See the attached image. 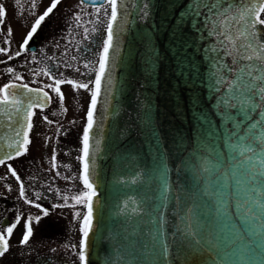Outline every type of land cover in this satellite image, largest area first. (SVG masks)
Returning a JSON list of instances; mask_svg holds the SVG:
<instances>
[{"label":"water","instance_id":"obj_1","mask_svg":"<svg viewBox=\"0 0 264 264\" xmlns=\"http://www.w3.org/2000/svg\"><path fill=\"white\" fill-rule=\"evenodd\" d=\"M258 3L117 0L89 131L83 264H264V174L251 171L264 157V106L239 116L220 82L235 55L221 32ZM12 109L0 104V160L24 146L26 123Z\"/></svg>","mask_w":264,"mask_h":264},{"label":"flooded vegetation","instance_id":"obj_2","mask_svg":"<svg viewBox=\"0 0 264 264\" xmlns=\"http://www.w3.org/2000/svg\"><path fill=\"white\" fill-rule=\"evenodd\" d=\"M51 3L52 0H22L17 5L16 0H0L6 11L0 21V48L6 50L0 52V89L9 84H27L31 89L40 90L23 91L22 95L12 98L20 100V104L7 103L15 111L19 106L26 131L19 154L0 160V232L19 218L12 234L5 233L9 248L0 257V264H83L79 254L83 248V217L88 209L86 201L76 203L72 198L89 191L83 184V163L78 157L83 155L82 137L91 108V92L95 91L96 71L90 70L99 68L111 6L107 0L96 5L81 0H60L42 21L27 49H22L35 20ZM260 19L264 20V13ZM17 52L21 54L17 56ZM9 68L13 69L12 73L8 72ZM57 80L63 82L56 83ZM69 80L87 83L88 88L74 89L67 83ZM54 87L60 88L63 102L52 90ZM43 92L51 99L44 98ZM30 103L33 107L28 109ZM29 123L31 128L27 127ZM0 132L8 133L5 118L0 122ZM21 183L24 197L20 196ZM76 213H80L79 218ZM29 218L33 235L27 244H22Z\"/></svg>","mask_w":264,"mask_h":264},{"label":"snow or ice","instance_id":"obj_3","mask_svg":"<svg viewBox=\"0 0 264 264\" xmlns=\"http://www.w3.org/2000/svg\"><path fill=\"white\" fill-rule=\"evenodd\" d=\"M22 0H16V4L20 5ZM83 3L84 0H81ZM60 3V0H52L50 6L46 9L43 15H40L36 20L33 26L31 27L30 31L27 33L23 44L21 45L22 49H27V45L29 41L33 39V35L37 32L40 28L42 21L53 12V10L57 7ZM107 3L111 6V16L110 20L115 21L117 18V0H107ZM219 6V0H217V4L213 5V8H217ZM36 7L35 2L32 3V8ZM225 14L227 13V9L223 10ZM21 12L23 9L21 8ZM264 13V0H259V3L256 6H252L249 4L242 13L237 15L233 19V24L236 25L235 31L228 33V32H221V35L224 38V42L228 45H231V48H226L225 51L229 52L231 55L232 52H235V55L232 56L231 64L225 69L229 73V77H220L221 83H227L229 85L227 92L228 96L226 99L229 101L227 107L235 108L237 114L242 116L243 118H249L252 112L260 109L264 106V31H262L259 26L264 25V20L260 19V15ZM219 14V13H218ZM6 16V11L2 5H0V21ZM245 16L247 18L245 19ZM77 20L80 19L79 16L76 17ZM95 31V28L92 29ZM12 30L9 28L8 34L11 35ZM88 30L85 29V39L88 38ZM259 37V38H258ZM113 41V27L112 23L107 25V37L103 44V51L102 55L99 59V68L96 70L95 68L91 69L90 71H96L94 85L95 91L91 92V110L87 113V126L83 132L82 137V152L83 155L78 157V159L82 160L83 163V184L88 192L78 194L74 196L72 199L76 201V203H81L82 201H86L85 206L88 209L87 215L83 217V235L85 239L88 236L89 229L91 227V217H92V205H91V198L95 195V190L93 188L92 183L89 180V131L93 127V111L96 107L97 103V96L99 95L101 89V82L104 77V74L107 70L108 60H109V50L112 47ZM5 49L0 48V52H5ZM21 53L17 52L16 55L19 56ZM85 68H88V64L84 65ZM78 70V69H77ZM9 73L13 72V69H8ZM19 79V77H15ZM56 83H62L63 81H55ZM67 83L71 84L74 89L79 88H88L87 83L83 82H74V81H67ZM47 87H52V85H48ZM60 98V101L63 102L64 96L61 93L59 87H54L52 89ZM23 91L27 92H38L40 90L31 89L28 87L27 84L23 85H15L9 84L5 85L2 89H0V93H3V96L0 97V104H7V103H14L20 104V100L12 99L13 97L19 96L23 94ZM43 97L46 99H51L48 96L47 92L42 93ZM33 105L30 103L27 105L28 109H31ZM19 111V109H16ZM264 114V112H262ZM232 119L231 116L228 117ZM47 120V117L44 118ZM51 123V121H48ZM11 123V120H9ZM234 125V132L232 135L236 136L238 129L241 127L240 122L237 123L233 121ZM28 128H31V124L27 125ZM243 139V137H241ZM28 142V141H25ZM19 143V142H17ZM246 152H252L253 155L255 154V148L251 146H246ZM19 154V152H17ZM54 158V157H53ZM252 157L249 158L251 160ZM254 165H259V169L255 166L252 167L251 171L257 174H264L260 172V169H264V157H260L259 160H254ZM11 174L19 180L15 170L9 169ZM255 179V177H253ZM24 186L21 183L20 185V196L24 197ZM39 197V194H37ZM28 203H32V201H26ZM65 203H67V198H65ZM256 204L260 206L262 210H264V204H262L259 200L256 201ZM37 208L40 207L39 204L35 205ZM44 215H47V212L43 209ZM251 209L249 212L251 213ZM77 218L80 217V213H76ZM36 221L38 222L40 217L37 216ZM19 223V218H17L16 222L12 225L7 227L3 232H0V257H2L9 248L8 240L5 238V233L10 236L13 232V229L16 227V224ZM32 221L31 218L26 222L25 226V233L22 236L21 243L27 244L29 238L33 235V228L31 226ZM79 258L81 261L85 259L84 254L81 252L79 254Z\"/></svg>","mask_w":264,"mask_h":264}]
</instances>
